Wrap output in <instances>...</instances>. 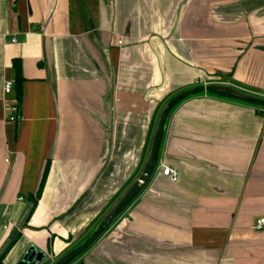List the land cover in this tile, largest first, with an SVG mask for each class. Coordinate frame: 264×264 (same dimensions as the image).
<instances>
[{"label": "crops", "instance_id": "obj_1", "mask_svg": "<svg viewBox=\"0 0 264 264\" xmlns=\"http://www.w3.org/2000/svg\"><path fill=\"white\" fill-rule=\"evenodd\" d=\"M257 98L264 0H0L4 264H264Z\"/></svg>", "mask_w": 264, "mask_h": 264}, {"label": "built area", "instance_id": "obj_2", "mask_svg": "<svg viewBox=\"0 0 264 264\" xmlns=\"http://www.w3.org/2000/svg\"><path fill=\"white\" fill-rule=\"evenodd\" d=\"M123 41H120V44H122ZM198 84V82H196ZM12 87H13V83L12 82H7L5 83V86H4V90H5V94L6 95H10L11 92H12ZM7 110L8 111H18V102L17 100H14L11 105H8L7 106ZM259 111L261 114H263L264 116V108H259ZM14 120V118L11 119V121ZM263 137H264V124H263ZM159 169L161 170L162 172V175L166 178H169L172 182H178L179 181V173L176 169H173L171 167H166L164 165L161 164V166L159 167ZM253 229L256 231V232H261V231H264V217H261L260 219H257L255 221V224H254V227Z\"/></svg>", "mask_w": 264, "mask_h": 264}, {"label": "water", "instance_id": "obj_3", "mask_svg": "<svg viewBox=\"0 0 264 264\" xmlns=\"http://www.w3.org/2000/svg\"><path fill=\"white\" fill-rule=\"evenodd\" d=\"M22 259L19 264H42L46 260L45 255L35 248H31Z\"/></svg>", "mask_w": 264, "mask_h": 264}, {"label": "trees", "instance_id": "obj_4", "mask_svg": "<svg viewBox=\"0 0 264 264\" xmlns=\"http://www.w3.org/2000/svg\"><path fill=\"white\" fill-rule=\"evenodd\" d=\"M16 74H17V80L19 83H21L22 81V74L20 73V67L19 65L16 63ZM44 179H45V175H44V178L42 179V185L40 186V189L38 191V194H37V197L41 194V190L43 188V185H44ZM39 198V197H38ZM37 203V200L34 201V204ZM4 254L3 255H0V264H4Z\"/></svg>", "mask_w": 264, "mask_h": 264}, {"label": "rangeland", "instance_id": "obj_5", "mask_svg": "<svg viewBox=\"0 0 264 264\" xmlns=\"http://www.w3.org/2000/svg\"><path fill=\"white\" fill-rule=\"evenodd\" d=\"M231 92L233 93V90H232ZM234 94H235V93H234ZM257 100H261V99H258V98H257V99H254L253 101L256 102ZM260 103H261V102L258 103V101H257V104H259L261 107H264V104H260Z\"/></svg>", "mask_w": 264, "mask_h": 264}]
</instances>
